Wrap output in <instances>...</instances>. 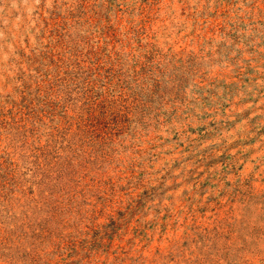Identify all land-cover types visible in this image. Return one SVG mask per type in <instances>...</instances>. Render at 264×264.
Returning <instances> with one entry per match:
<instances>
[{"label":"rangeland","instance_id":"1","mask_svg":"<svg viewBox=\"0 0 264 264\" xmlns=\"http://www.w3.org/2000/svg\"><path fill=\"white\" fill-rule=\"evenodd\" d=\"M0 264H264V0H0Z\"/></svg>","mask_w":264,"mask_h":264}]
</instances>
